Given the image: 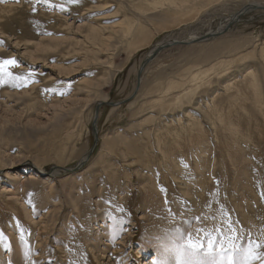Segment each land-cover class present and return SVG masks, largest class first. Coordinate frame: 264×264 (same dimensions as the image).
Here are the masks:
<instances>
[{
    "label": "rangeland",
    "instance_id": "rangeland-1",
    "mask_svg": "<svg viewBox=\"0 0 264 264\" xmlns=\"http://www.w3.org/2000/svg\"><path fill=\"white\" fill-rule=\"evenodd\" d=\"M254 2L0 0V60L30 74L0 86V264L206 260L189 233L219 242L229 220L241 248L264 243V9L157 53L127 101L157 42L217 31ZM94 128L86 165L55 175Z\"/></svg>",
    "mask_w": 264,
    "mask_h": 264
},
{
    "label": "snow or ice",
    "instance_id": "snow-or-ice-1",
    "mask_svg": "<svg viewBox=\"0 0 264 264\" xmlns=\"http://www.w3.org/2000/svg\"><path fill=\"white\" fill-rule=\"evenodd\" d=\"M69 3H78L79 0H68ZM51 35L52 33H46ZM17 66L15 59L0 60V86L10 82V86L14 88L25 87L30 79V74L25 76L14 75L8 71V68ZM7 78V79H5ZM64 93H61L63 95ZM264 196V194H262ZM226 227L230 233L221 241L217 242L212 238L210 233H204L208 236L207 244L205 245L200 237L193 238L192 233H189L187 245L189 250H204L207 252L208 259L186 261L184 264H264V243H261L249 235L247 245L241 248L236 240L239 239L235 235V228L229 220L226 222ZM203 232V229H199ZM23 239V236H21ZM239 252V259L235 258V253Z\"/></svg>",
    "mask_w": 264,
    "mask_h": 264
},
{
    "label": "bare ground",
    "instance_id": "bare-ground-1",
    "mask_svg": "<svg viewBox=\"0 0 264 264\" xmlns=\"http://www.w3.org/2000/svg\"><path fill=\"white\" fill-rule=\"evenodd\" d=\"M252 4H254V5H259V6H262V7H264V5H261L260 3H257V2H254V3H249V4H246V5H244L238 12H240L241 10L243 11V14H244V12L245 11H247V10H249L248 9V5H252ZM263 10V9H262ZM237 12V13H238ZM237 13L234 15V16H232V17H230L231 19H227L226 20V22L225 23H228L226 26H225V23L224 24H222V23H220V25H219V29L217 30V31H211V30H209V31H207L210 35H213V34H216L217 32H219V31H221V33H223V31H227L228 30V27H229V25H231L237 18H238V15H237ZM238 20V19H237ZM230 21H231V23H230ZM228 26V27H227ZM223 28V29H222ZM222 29V30H221ZM191 33V32H190ZM193 33V32H192ZM207 33V34H208ZM221 33H219V34H221ZM198 35H200V34H192V35H188L185 39H180V40H177V39H175V38H170V39H168V40H166V41H175V42H181L180 43V45H184V46H186V45H190V44H194V43H198V42H203V41H207V40H209V38L210 37H208V38H206V39H204V40H199L198 41V39L201 37V36H198ZM202 36H204V35H202ZM217 36V35H216ZM170 37V36H169ZM215 37V36H214ZM165 41V42H166ZM165 42H157L158 44H155L154 46L155 47H160V46H162ZM185 43H188V44H185ZM155 47L153 48V49H155ZM153 49H151L152 51H153ZM152 51H150V52H152ZM145 68V67H144ZM201 75V74H200ZM203 76V75H202ZM142 77V76H141ZM140 85H141V79H140V84H139V87H140ZM136 86V85H135ZM234 87V86H233ZM98 102H100L99 100H98ZM103 102H107V101H103ZM96 106H97V104H96ZM237 112H238V108L237 109H235V110H230L228 113H227V117H229V116H234V115H236L237 114ZM99 113H100V108H98V109H96L95 108V110H94V113H93V121H94V123L95 124H97V121H98V118H99ZM215 115H218L217 116V121L224 127V129L227 131V130H230V126H228V123L229 122H231L232 120H230L229 122L228 121H226L225 120V118H224V116H223V112H221V113H215ZM213 119H215V116H213ZM95 127V126H94ZM95 131H96V129H95ZM225 131V132H226ZM232 131V130H231ZM97 132V131H96ZM98 136V135H97ZM98 143V142H97ZM95 147H97V146H95ZM237 148V147H236ZM236 148H233V149H230V150H228L229 151V153L231 152V151H236ZM91 149V148H90ZM89 151V150H88ZM88 151L81 157V159L79 160V162H77V164L76 165H74V166H71V167H65V166H61V165H58V164H53V166H55L56 168H55V171L53 172L55 175L56 174H59L60 172H63V171H67L68 169L70 170V171H74L75 169H78V168H82V167H84L85 165H86V162L90 159V157H91V155L90 154H88ZM95 151V150H94ZM93 151V152H94ZM85 163V164H84ZM234 164H236V162L234 163ZM209 167V165H206V164H204L202 161H201V163L198 165V168L199 169H203V168H208ZM41 167L39 166L37 169V171H42V169H40ZM43 168V167H42ZM2 168H0V170H1ZM68 170V171H69ZM36 171V172H37ZM54 176V175H53ZM263 184L264 183H262L261 184V186H263ZM260 202L262 203V202H264L263 200H260ZM258 229H259V227H258ZM260 230H261V235H262V237H263V239H264V215L262 216V224H261V226H260Z\"/></svg>",
    "mask_w": 264,
    "mask_h": 264
},
{
    "label": "water",
    "instance_id": "water-1",
    "mask_svg": "<svg viewBox=\"0 0 264 264\" xmlns=\"http://www.w3.org/2000/svg\"><path fill=\"white\" fill-rule=\"evenodd\" d=\"M248 7V9H249V11L250 10H254V9H264V7H262V6H259V5H254V4H252V5H248L247 6ZM237 15H238V20H239V18H240V16L241 15H243V11L241 10L240 12H238L237 13ZM236 19V20H237ZM235 20V21H236ZM235 21H234V23H235ZM228 27V26H227ZM219 33H217V34H213V35H210L209 33L207 34H204V36H201L199 39H198V41L199 40H204V39H206V38H208V37H214V36H216V35H218ZM181 42H175V41H166L162 46H160V47H155V49H153V51L152 52H149L148 54H147V56L142 60V62H141V64H140V67H139V70H138V72H137V81H136V87H135V89H134V91H133V93H132V95L130 96V97H128V99H127V101L128 100H130L135 94H136V92H137V90L139 89V84H140V79H141V74H142V71L144 70V67L152 60V58L157 54V53H159L160 51H162V50H164V49H167V48H169V47H171V46H173V45H178V44H180ZM185 44H188V43H185ZM104 104H105V102H103ZM102 103H98L97 104V106H96V109H98L99 108V106L101 105ZM109 104H116V103H113V102H109ZM93 135H94V142H93V145H92V147H91V149H90V151L88 152V154H92V152H93V150H94V148H95V146L97 145V142H98V139H97V134H96V131H95V128L93 129ZM85 164V163H84ZM66 172H68V171H66Z\"/></svg>",
    "mask_w": 264,
    "mask_h": 264
},
{
    "label": "crops",
    "instance_id": "crops-1",
    "mask_svg": "<svg viewBox=\"0 0 264 264\" xmlns=\"http://www.w3.org/2000/svg\"><path fill=\"white\" fill-rule=\"evenodd\" d=\"M199 43V42H198Z\"/></svg>",
    "mask_w": 264,
    "mask_h": 264
}]
</instances>
